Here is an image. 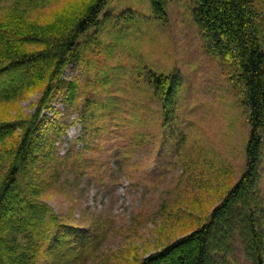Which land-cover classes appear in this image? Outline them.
<instances>
[{"label": "rangeland", "instance_id": "rangeland-1", "mask_svg": "<svg viewBox=\"0 0 264 264\" xmlns=\"http://www.w3.org/2000/svg\"><path fill=\"white\" fill-rule=\"evenodd\" d=\"M15 1L0 0V66L9 51L44 50L43 43L22 42L39 29L34 27L58 25L60 30L50 28L49 42L74 29L93 0L19 7ZM255 1L264 42V0ZM195 4L165 0L162 24L150 0H110L99 26L78 38L63 72L68 80L61 79L76 85L74 101L47 114L41 139L34 140L43 148L19 169V185L36 186L28 194L48 207V219L36 228L46 237L38 264H139L205 224L245 171L249 124L238 61L233 51L209 48L192 16ZM153 73L177 79L174 101L156 95ZM47 81L34 78L16 99L0 101V127L17 124L0 141V182L22 137L18 124L34 115ZM67 95L64 89L55 98L64 103ZM93 105L94 119L77 143L79 127L72 120ZM260 133L256 199L264 208V129ZM237 216L243 218L241 209ZM261 222L264 233V214ZM60 226L85 234L82 248L75 235L59 241ZM220 233V227L214 230L213 244ZM240 234L235 228L224 262L222 252L211 249L206 264H254ZM74 243V257L65 254Z\"/></svg>", "mask_w": 264, "mask_h": 264}, {"label": "trees", "instance_id": "trees-1", "mask_svg": "<svg viewBox=\"0 0 264 264\" xmlns=\"http://www.w3.org/2000/svg\"><path fill=\"white\" fill-rule=\"evenodd\" d=\"M53 0H21L19 6L46 5ZM192 11L195 24L205 33L210 41L209 48L222 52L233 51L238 61L237 78L242 85L243 104L248 110L249 138L245 148L246 169L238 182L225 195L222 201L211 212L209 219L189 235L179 238L157 253L144 257L139 264H206L209 250L222 252L221 263L229 255L228 245L233 237L235 228L240 234V243L254 264H264V233L261 216L264 208L257 201L256 184L259 174L262 139L260 131L264 128V42L262 40V25L260 11L256 8L255 0H194ZM110 0H93L86 6L83 16L68 31H62L57 37L48 35L56 24L37 26L31 36L23 37L22 42L43 43L44 50L33 54H19L7 52V60L0 66V101L14 100L24 90L31 87L34 78L45 80L47 86L37 105L34 115L29 121L18 124L22 129V137L13 154L12 164L8 166L0 182V264H38L39 254L42 252L46 237L40 229L48 219V207L36 202L28 194L30 189L37 188L29 185V181L20 186L18 183L22 165L28 166L35 159L36 151L41 145L34 140L39 138L38 132L43 130V120H48L43 112L50 109L52 101L56 100L57 91L67 90V100L64 104L70 107L77 94L75 84L61 81L70 53L74 52L78 38L92 28L99 26V17ZM151 8L156 20L162 24L167 22L165 0H150ZM264 26V18H263ZM51 28V30H50ZM47 46H46V45ZM140 74V73H139ZM55 83H53V82ZM177 79L165 78L155 73L149 77V83L154 87L159 97H165L166 102L174 101L173 88L178 86ZM58 83V85H57ZM60 85V86H59ZM55 98V99H54ZM112 100H116L113 98ZM93 102H87L92 104ZM106 105V103H105ZM94 105L83 110L82 122L94 119ZM170 112V111H169ZM52 116V114H51ZM17 124L0 127V141L13 134ZM87 126V125H86ZM49 138L44 137L46 144ZM11 154V152H9ZM34 157V158H33ZM31 171H27L29 173ZM32 182V180H30ZM256 200V203L254 201ZM243 214L242 219L235 217L236 211ZM38 227V228H37ZM220 227V238L214 240L213 232ZM37 228V229H36ZM60 239L75 235L79 249L82 248L86 235L68 228L58 227ZM24 239L21 242L17 237ZM58 237V236H57ZM57 241V242H59ZM74 245L65 248V254L72 255ZM220 260V258H219ZM218 260V261H219ZM74 259L66 264H75ZM51 264V262L49 263ZM53 264H58L55 260Z\"/></svg>", "mask_w": 264, "mask_h": 264}]
</instances>
